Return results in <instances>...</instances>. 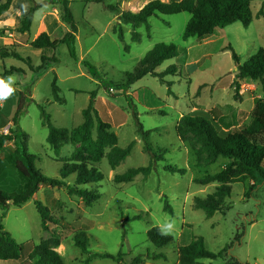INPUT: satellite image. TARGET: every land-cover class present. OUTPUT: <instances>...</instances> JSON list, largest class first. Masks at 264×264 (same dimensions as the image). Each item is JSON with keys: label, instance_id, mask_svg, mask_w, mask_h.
<instances>
[{"label": "rangeland", "instance_id": "374dc122", "mask_svg": "<svg viewBox=\"0 0 264 264\" xmlns=\"http://www.w3.org/2000/svg\"><path fill=\"white\" fill-rule=\"evenodd\" d=\"M29 1L28 7L19 3L8 13L7 21L11 24L7 32L0 28V48L4 46L10 51H18L33 65L40 63L41 53L55 54L58 62L38 74L31 71L25 61L13 57L0 59V73L10 66L21 69L1 78L7 83L11 77L10 86L14 91L0 101V108L5 116L10 117L17 92L25 94V106L17 121L27 133V151L37 156L36 167L46 176L59 177L61 160L69 158L74 150L69 143L64 144L58 154L50 148L46 142L47 127L42 122L41 107L55 126L72 128L82 122L81 110L87 105L91 90H96L94 106L101 119L108 122L117 135L118 145L125 146L132 140L135 144L130 154L114 169L110 168L105 157L96 163L103 178L94 183L92 189L101 196L90 206L80 202L79 195L69 194L64 185H49L45 191H39L36 200L50 209L56 221L47 224L48 230L41 229L40 215L33 200L9 205L1 223L22 245V255L18 259L0 260V264H27L30 261L28 252L33 245L44 240L51 245L59 241L54 249L65 264H118L96 255L103 252L120 254L125 264H132L136 256L141 258L139 264H178V246L187 244L195 236H202L205 247L211 251L225 248L222 257L203 258L204 263L264 264V180L233 182L222 209L207 217L202 209L194 207L193 198L205 197L217 183L200 185L194 180L221 170L226 159L220 158L209 166H196L192 149L175 132L176 122L182 115L213 107L231 114L233 111L228 104L234 107L236 122L240 126L249 122L252 97L263 98L264 86L258 80H252L249 85L241 81L239 92L244 97L241 95L240 101L233 98L232 81L236 70L231 50L227 47L238 55L240 63L259 47H264V13L257 16L261 7L264 12V0L251 3L253 19L247 27L234 22L202 40L195 37L184 40L182 32L190 14L185 11L158 14L148 19V31L143 24L135 28L140 36L138 41L131 39L133 27L126 23H120L124 41L117 37L112 29L119 23V14L108 5L116 6L120 11L135 12L149 0H69L76 21V59L69 55L65 43H60L55 50L41 49L39 52L33 47L29 49L30 53L25 50L41 31H57L62 35L70 30L61 19L58 0ZM32 5L37 9L32 15L31 27L19 32L20 21ZM158 42H173L178 48L176 57L165 60L156 69L159 72L170 64L177 65L174 74L164 77L171 85L156 76L146 75L126 92L116 88L115 83L124 81L125 72L132 70ZM19 44L25 46L20 49ZM125 44L128 50L124 49ZM83 61L94 67L96 76ZM54 73L59 95L64 99L62 103L52 99L50 83ZM134 110L137 119L133 116ZM139 124L143 130H149L145 136L140 133ZM9 127H12L11 118L0 127V132L7 133L3 129ZM260 140L264 143V133ZM145 145L155 153V158H161L153 159L151 152L145 151ZM13 147V142L7 143L0 152V187L17 193L22 184L6 159L7 152ZM149 163L152 168L147 176L137 174L130 182L113 181L114 174ZM165 165L185 167L186 172H170L164 169ZM66 181L73 184L74 176H68L64 183ZM164 200L172 207L173 214L163 209ZM137 214L140 218L133 219ZM155 225L172 236L168 245L157 248L148 240L146 231ZM79 231H84L89 238L86 253L73 242V236ZM158 253H164L166 257L154 259L153 255Z\"/></svg>", "mask_w": 264, "mask_h": 264}, {"label": "trees", "instance_id": "16d2710c", "mask_svg": "<svg viewBox=\"0 0 264 264\" xmlns=\"http://www.w3.org/2000/svg\"><path fill=\"white\" fill-rule=\"evenodd\" d=\"M12 0H4L0 3V14L5 12ZM101 2L102 0H94ZM254 0H149L138 11L122 10L116 6L108 5L112 10L119 14V23L113 26V32L117 37L124 41V33L120 23L130 24L131 39L138 41L140 36L135 30L139 25H145L149 30L148 19L158 14H176L182 11L188 12L190 18L187 20L182 38L184 40L195 37L202 40L211 36L217 29L234 22H241L247 27L252 19L251 3ZM61 5V19L70 30L64 34L55 31L48 34L46 31L39 32L31 41V46L42 50H55L60 43H65L69 55L76 59V21L70 10L69 0H58ZM37 9L32 5L20 21L17 28L19 32L28 31L31 27L32 15ZM261 7L257 16L263 15ZM231 56L235 62L236 73L232 81L234 87L233 98L241 100L240 82L249 80H258L264 86V47H259L245 62L240 63L238 55L231 49ZM125 50L128 46L125 44ZM178 55V48L173 42L155 43L137 62L135 67L125 72L124 81L115 83V87L126 92L132 84L146 75L156 76L161 82L168 86L171 82L166 81L164 77L168 74H174L177 71L176 64H170L162 71L156 69L165 61ZM13 57L17 60L25 61L28 68L35 73H42L47 67H51L58 62L55 54L48 56L45 53L40 54V63L33 65L30 59H26L16 50H8L6 47L0 48V59ZM83 64L92 70L93 76H96L94 67L87 61ZM21 69L15 66L4 68L0 73V79L8 77L13 72H20ZM57 76L54 73L50 83L52 99L62 103L63 97L59 95L57 85ZM96 90L89 92L87 105L81 110L83 120L80 124L72 127L55 126L50 115L41 107L42 122L47 127L46 142L56 154L64 144H72L74 150L67 159H62L59 169V177H49L44 175L35 165L37 156L27 151V133L22 130L18 124L17 118L25 106V94L17 92L12 114L5 116L0 108V127L5 123L12 121V127H9L7 133L0 132V152L7 143L13 142L14 147L6 154L8 164L17 172L21 184V191L7 192L0 187V260L18 259L22 255V245L17 242L10 233L4 228L1 220L4 218L6 209L9 205H21L30 200L40 215V226L42 230H48L47 224L56 222L50 212V209L41 201L34 199V194L42 185L60 186L64 185L69 194L79 195L85 205L90 206L93 201L101 196V193L92 189V185L103 178V173L96 167L103 157L106 158L111 169L118 166L131 152L135 141H130L125 146L118 145V138L108 122L101 119L96 110L95 103ZM253 108L250 113V120L247 124L241 126H232L225 122L222 114L217 107L209 110L200 109L196 114L182 115L175 125V132L180 140L188 143L195 156L196 166H209L215 164L220 158L226 159L224 167L215 172L208 173L194 181L200 185H207L216 182L214 190L207 193L205 197L195 196L193 198L194 207L204 211L207 217L212 216L216 211L221 210L226 197L230 195L231 184L236 181L250 179L252 181L264 180V143L260 136L264 133V98L255 96L253 98ZM131 106V104L129 103ZM232 108L231 105H227ZM133 116L137 119V113L134 110ZM232 126V127H231ZM140 133L145 136L149 130H143L139 124ZM145 151L151 152L145 145ZM153 159L155 153H150ZM152 168V163L146 166L130 167L122 173L113 175V181L116 183L130 182L137 174L147 176ZM164 169L170 172L184 174L185 167L175 165H165ZM74 175L73 184L64 183L65 179ZM83 186V187H81ZM89 186V187H88ZM249 193H246V195ZM163 209L169 214H173V209L167 200H164ZM140 218V214L133 216V219ZM127 219H125L126 221ZM146 235L148 240L157 248L164 247L172 241L170 234L164 233L159 226H151ZM58 240L51 245L44 240L37 245H33L28 252L27 264H65L60 253L54 249ZM74 244L81 249L83 253L88 251L89 238L84 231H79L73 236ZM225 248L217 252L211 251L205 247L202 236L193 237L190 242L179 245L177 248L178 264H207L201 261L203 258L215 259L222 257ZM97 256L110 258L118 264H125L121 255H113L107 252L96 253ZM154 259L165 258L164 253L153 255ZM141 258L136 256L132 259V264L141 263ZM236 264H243L236 262ZM247 264V263H246Z\"/></svg>", "mask_w": 264, "mask_h": 264}, {"label": "crops", "instance_id": "0c3cea01", "mask_svg": "<svg viewBox=\"0 0 264 264\" xmlns=\"http://www.w3.org/2000/svg\"><path fill=\"white\" fill-rule=\"evenodd\" d=\"M19 3H23L24 4V6H26V7H28L29 6V4H30V1L29 0H12L11 1V4H10V7L5 11V12H3L2 14H0V28L3 30V29H6V30H4L5 32H7L8 30V28H9V24H11V22H9V21H7V15H8V13H11L12 12V10H13V8L15 7V5H17V4H19ZM48 34H51V31H46ZM34 38V37H33ZM32 38V39H33ZM31 39V40H32ZM25 46V44L24 45H21V44H19L17 47L18 48H20V49H22L23 47ZM28 46H29V44H28ZM32 48V46H29V48H27V47H25V50L26 51H28L29 53H30V50L29 49H31ZM34 48V47H33ZM38 49V51L40 52V50L41 49H39V48H37ZM19 50V49H18ZM243 82H245V84H250V82H252V80H249V79H245V80H243ZM245 92H247V91H245ZM35 94V93H34ZM241 95L244 97V94L243 93H241ZM255 97V96H254ZM254 97H252V101H253V98ZM258 97V96H257ZM264 98V97H263ZM251 101V105H250V107H251V110H252V108H253V105H254V102H252ZM228 105H231V104H228ZM232 106V105H231ZM217 108H219V107H217ZM230 110H232L233 112L231 113V114H229L228 112L227 113H222L221 112V110H220V112H221V114H222V118L225 120V122L226 123H228V124H231L232 126H234V125H236V126H240V124H238L237 122H236V115H235V113H234V107L232 106V108H229ZM205 110V109H204ZM231 126V127H232ZM6 147V146H5ZM74 176V175H73ZM66 180V179H65ZM64 180V181H65ZM67 182V184H69V182L68 181H66ZM46 186H49V185H42V186H40V188L37 190V192L34 194V199H37V193L39 192V191H45V189H46ZM31 201V200H30ZM30 201H28V202H26V203H29ZM45 201V203H47L46 202V200H44ZM80 202H83L82 200H80ZM25 204V203H24Z\"/></svg>", "mask_w": 264, "mask_h": 264}, {"label": "clouds", "instance_id": "9594fccd", "mask_svg": "<svg viewBox=\"0 0 264 264\" xmlns=\"http://www.w3.org/2000/svg\"><path fill=\"white\" fill-rule=\"evenodd\" d=\"M12 83V78H8V82L5 83L4 80L0 79V100L7 99L14 91L10 86Z\"/></svg>", "mask_w": 264, "mask_h": 264}, {"label": "built area", "instance_id": "2783aa9c", "mask_svg": "<svg viewBox=\"0 0 264 264\" xmlns=\"http://www.w3.org/2000/svg\"><path fill=\"white\" fill-rule=\"evenodd\" d=\"M0 101H1V100H0ZM3 131H4V132H7V131H8V129H6V128H5V129H3Z\"/></svg>", "mask_w": 264, "mask_h": 264}]
</instances>
